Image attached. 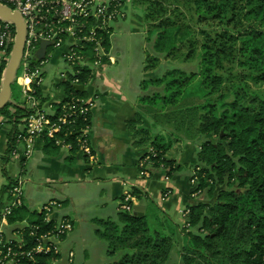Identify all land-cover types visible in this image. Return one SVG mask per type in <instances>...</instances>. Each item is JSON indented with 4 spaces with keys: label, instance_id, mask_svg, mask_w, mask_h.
Here are the masks:
<instances>
[{
    "label": "trees",
    "instance_id": "1",
    "mask_svg": "<svg viewBox=\"0 0 264 264\" xmlns=\"http://www.w3.org/2000/svg\"><path fill=\"white\" fill-rule=\"evenodd\" d=\"M191 3L198 22L212 20L214 29L217 28L215 34L202 29L200 33L204 38L194 41L188 46V53L182 55L185 60L195 58L198 70L173 67L162 76L146 78L140 84L139 97V101L157 105L160 100L159 111L169 115L175 127L195 128L192 138L199 137L196 166L209 181L200 178L196 190L201 189L200 193L203 192L209 201L200 200L187 206L183 228H195L196 232L185 230L187 244L183 253L187 258L183 263L194 264L197 262L195 256L200 255L206 264H264V97L251 89L252 84L264 83V0H192ZM146 16L152 17L150 13ZM157 27L161 29L153 41L156 53L164 54L167 59L185 53L181 50L188 42V29L169 20L160 22ZM105 44L110 50V35H105ZM196 45L198 48L193 47ZM197 49L199 52L194 56ZM156 53L146 57L145 70L157 66L160 56ZM230 65L239 70V75L231 73ZM1 72L2 69L0 76ZM76 76L87 83L91 74L85 68ZM232 76H236L238 83L229 86L228 93H225L226 82L231 81ZM72 77L70 74L68 80L61 82L67 96L86 97V92L75 89L70 81ZM34 89L42 109L47 98L43 97L40 86L34 85ZM213 95H216L214 100L208 99ZM246 97H251L250 101L256 106L243 103ZM65 101L66 98L52 103L55 109L52 118L61 111ZM33 110L26 98L25 102H20L13 92L11 102L1 110L3 123L12 125L9 152L19 131L18 124L24 123ZM91 116L92 112L89 113L90 124ZM135 121L141 122L142 116L127 121V126L135 128ZM80 126V122L71 126L73 134L60 132L54 138L44 135L46 147L61 146L55 143V139L62 138L65 142H72L71 151L77 152L75 135ZM147 138L141 137L135 142L141 146ZM146 145L154 149L151 160L155 167L168 166L170 175L180 168L175 166L174 160L166 157L170 144L163 142V136H155ZM12 182L3 188L2 195L7 193ZM132 193L137 199L142 198L140 189L134 187ZM3 205L2 201L0 208ZM36 214L40 217L33 223L40 226L39 233L52 228L53 222L45 223L43 215ZM27 216L29 211L22 206L13 211L9 222ZM118 219V222L107 219L104 228L96 231L106 240L108 254L120 251L119 261L113 264L168 263L172 238L159 230H152L147 213L139 216L120 208ZM27 241L28 247L36 244L33 238ZM52 256L56 255H39L40 264H48L46 260Z\"/></svg>",
    "mask_w": 264,
    "mask_h": 264
},
{
    "label": "crops",
    "instance_id": "2",
    "mask_svg": "<svg viewBox=\"0 0 264 264\" xmlns=\"http://www.w3.org/2000/svg\"><path fill=\"white\" fill-rule=\"evenodd\" d=\"M129 1L127 0L124 6L125 16L114 23H118L122 19L125 20L128 7L130 6L128 4ZM112 27L114 26L112 25ZM117 27L121 28L123 24L118 23ZM49 49L50 47L47 45L45 54L42 57H47L48 61L46 64L54 60L63 59L62 54L65 48L55 49V54L51 53ZM118 50L119 46L113 49L115 53ZM109 54L113 62L98 74H93L85 91L92 98L89 139L94 160L91 161L79 151L72 152L64 145L57 148L46 147V141L43 137L37 138L33 154L29 158L25 160L22 156L14 158L11 151L9 152L12 125L7 123L0 125V203L3 201L5 205L8 201V194L2 195L3 188L13 180L22 178V181H24L23 207L29 211V216L14 223H10V216L8 217L7 224L2 226L5 238L20 240L22 235H20L21 233L18 230L26 227L28 223L34 224L33 222H36L38 217H40L36 213H41L43 205L49 200H57L59 202L58 208L52 214L54 219L70 217L65 205L66 202H71V186L78 182H80L79 185H83L85 188L89 184L96 185L100 195L98 200L101 205L103 207H112L113 210L117 208L118 212L120 211V202L126 189L136 187L142 191V198L136 199L134 205L141 206L143 214L147 211V202L152 200L165 215L173 220H171L172 222L179 225L181 221L183 224L181 227L185 224L183 211L190 203L200 200L209 201L204 194L200 193L201 195L194 197L191 195L190 178L197 162L191 168L190 175L187 178L182 177L179 172L176 174L177 171L168 176L167 169L162 167L154 168L153 173L149 177H139L138 163L147 148L145 149L136 144L134 135L127 126V121L141 116L137 111L141 94L140 84L151 73H149L150 70H145V63L143 65L144 72L142 70L141 75L137 72L134 73L132 69L129 76L127 75L129 73L120 66L115 68L114 71H110L111 66L117 64L120 56L118 53H112V46H110ZM37 57L40 59L38 53ZM46 64L43 66L44 79L48 72ZM44 79L40 88L43 97L47 98L46 104L58 103L63 100L66 93L64 87L55 92L51 85L44 83ZM56 79L58 80L57 83L61 85L62 81L60 78ZM15 81L21 86L17 79ZM45 108L48 107L45 106ZM23 128L24 123L18 124V130ZM192 140L189 141L188 139L185 150H178L179 152L176 153L175 157H169L168 155L170 150L178 149V144L172 145L171 149L166 153V157L176 160L175 164L181 168L180 162L183 160L181 156H183L182 153L184 151L186 159L190 157L193 159L194 155L199 151V137H195ZM15 145L16 142L13 143V147ZM18 149L22 153L20 151L21 146ZM12 159L15 161H12ZM194 161L196 160L194 159ZM125 182L128 184L126 185ZM2 208H0V211ZM68 237L71 236L68 234L60 242L64 256H67L69 252L74 254L73 249L62 245ZM74 256L72 263L66 264H73Z\"/></svg>",
    "mask_w": 264,
    "mask_h": 264
},
{
    "label": "built area",
    "instance_id": "3",
    "mask_svg": "<svg viewBox=\"0 0 264 264\" xmlns=\"http://www.w3.org/2000/svg\"><path fill=\"white\" fill-rule=\"evenodd\" d=\"M127 0H0L4 6L12 11L19 12L26 25V40L23 57L19 66L21 74L16 79L22 86L28 106L33 112L24 119V128L15 134L16 147H12L11 153L14 158H29L33 154L37 138L55 137L56 133L64 132L65 135L73 134L71 126L81 123L80 129L76 131L75 145L78 151L91 161L94 155L89 139V113L91 112L92 98L89 96H67L61 106V111L54 116L52 104H46L39 108L40 99L34 94L35 86H40L44 79L43 66L47 63V57L38 58L37 53L43 41L49 42L48 47L53 49L65 48L62 54L63 61L70 67L69 71L60 73V80L70 79L74 87L76 85L87 86L93 74H98L109 65V50L105 44V35H112V24L125 16V3ZM16 36V27L13 21L0 16V82L3 78L5 67L9 61ZM111 58V57H110ZM113 62V59L112 61ZM90 71V78L87 83L83 82L76 74L84 69ZM18 73V72H17ZM70 97V98H68ZM48 107V108H45ZM4 121L0 119V125ZM55 143L64 145L70 150L73 149L72 142H65L62 138H56ZM21 146L22 153L18 147ZM145 157L139 160L141 178L149 177V166L153 161L151 155L154 150L146 151ZM195 185L198 176L192 178ZM201 189L195 190L193 195L200 194ZM8 201L0 211V264H40L39 255L53 253L56 256L50 257L48 264L72 263L73 252L64 256L60 242L72 229V222L69 218L52 217L53 212L58 208L57 200H49L41 209L45 223L53 222L52 228L39 233L38 224H27L19 229L20 240L5 238L3 225L7 224L8 217L13 211L24 202V191L22 178L17 179L7 190ZM124 201L121 204L126 211H133L134 197L130 192H125ZM184 210V215L187 213ZM28 238L36 241L28 247Z\"/></svg>",
    "mask_w": 264,
    "mask_h": 264
},
{
    "label": "rangeland",
    "instance_id": "4",
    "mask_svg": "<svg viewBox=\"0 0 264 264\" xmlns=\"http://www.w3.org/2000/svg\"><path fill=\"white\" fill-rule=\"evenodd\" d=\"M191 1L192 0H130L128 2L130 6L127 10V17L125 18V20L122 19L118 22L122 23L123 27L118 28V23L112 24L114 26L112 27L113 33L111 35L112 53H118L120 59L117 61V64L115 66L110 65V71H114L115 68L120 66L129 73L127 74L129 76L132 69L134 73L137 72L141 75L143 65L148 54L156 53L153 49V41L158 31L161 29L158 28L157 25L160 24V22L164 23V21L166 20H169L171 22L176 21L178 25L189 30L190 33L187 37L188 42L181 50L185 53H180L178 56L171 57L169 59L164 58V54L162 53H156L158 56H160V60L158 61L157 66L149 71L151 75L148 77L162 76L168 69H172L173 67L182 68L187 71L198 70V63L195 58L185 60L182 55L188 53V50H190L188 46L194 44V41L204 38L200 33L202 29H207L210 33L215 34L217 28L214 29L215 25H212V20L207 22H198V16L195 14L194 8H192ZM147 13L151 14L152 17L150 19L146 16ZM116 46H119V50L115 53L113 49ZM197 46L198 45L193 47L196 48ZM49 51L53 54L56 53V50L53 48H50ZM198 52L199 50L197 49L194 56H196ZM110 61H112V58L108 57L107 62L109 64L112 63ZM230 66L231 73L233 75H239V70L236 68L232 69L233 65ZM46 67L48 69V72L45 75L44 83L46 85H51L53 91L55 92L59 89L61 90L64 86L58 84V80L56 78H60L61 71H69L70 67L63 61V59L59 61H51L50 63L46 64ZM21 73V70H19L17 75H20ZM228 74L225 73V75ZM235 77L236 76H232L233 79L226 82L227 89H224L225 93H228V89L238 83V80ZM12 87V92L15 98L20 102H25L22 86H20L18 82H14L12 84ZM251 89L258 91L260 97H264V83L258 85L252 84ZM66 95L67 94L65 93L64 98L66 97ZM88 95L89 93H87V96ZM215 98L216 95H213L209 96L208 99L214 100ZM250 99L251 97H246L242 102L247 106H256V104L253 101H250ZM158 104L159 105L144 101H138L137 111L139 112V115L142 116V121H135V128H129V130L132 134H135H133L134 139L148 137L146 143L143 144L145 146H140L144 147L145 149L147 148L148 151H150V149H153V147H147L146 144L151 142L152 139H154L157 135L163 136V142L165 144H170L166 153H168L172 145L178 144V149H172L168 153L169 157H175L176 153L179 152L178 150H185L188 139L189 141H193L192 135H194L196 129L191 127L185 128L182 125L180 128L177 126L175 127L174 123L170 121V116L164 114L163 111H159L161 109L160 100ZM152 109L154 110L153 112H151ZM11 110H14V108L12 107ZM53 110L55 111V109ZM1 117L2 116L0 114V119ZM169 125L171 126V128H169ZM187 129H189V131ZM139 130L140 132L137 133V131ZM184 154L185 151L184 153H182L183 156H181L183 157V160L180 162L181 168L179 170H176L177 172H175L176 174L179 172L182 177L187 178L190 175L191 168L197 161V154L194 155L193 159H191L192 157L186 159ZM194 159L196 161H194ZM12 161L15 160L12 159ZM174 162H176V160ZM175 166L178 165L175 164ZM159 167L167 169L168 176H170V168H168V166L164 164L155 167L153 163L151 167L149 166L148 172L151 175L153 173V169ZM27 168L29 169V167ZM194 176H198L196 185L191 181ZM139 177L141 178L140 168ZM200 178H205L207 181H209V178L206 177V174L203 173L198 166H195L190 178V183L192 186L191 195H193V193L195 192ZM12 183H14V180ZM79 183L80 182L71 186V202L68 201L65 205L70 215V217L68 218L72 222V229L67 233V235L69 234V236L71 237H68L62 245L68 247L69 249H73L75 254L73 264H113L119 261L121 255L120 251L115 254H108L106 240L99 236L96 231L98 228H104V222L107 219L118 222L119 212L117 211V208H114L113 210L112 207H103L101 205L100 201L98 200L100 195L98 193L99 191L96 185L89 184V186L85 188L83 185H79ZM221 187L223 186H218V188ZM133 188H128L126 189V191L130 192L134 197V199L132 200L134 209V202L137 198L132 193ZM201 194L203 195L204 193L202 192ZM192 197H194V195ZM123 201L124 199L122 198L120 202L121 209H123L121 205ZM213 201L214 198L210 199L211 203ZM147 205L148 206H146V213L147 218L150 222V228L152 230H159L165 234H168L172 238L167 264H184L183 259L187 258L185 257V253H183V247L187 244L185 230L196 232V229H184V226L181 227V225H183L181 221L179 222L180 226L175 222H172L173 220L169 216L165 215L152 200H149L147 202ZM34 217H36V215H34ZM194 259L197 260V262L195 261L194 264H206L205 259L200 255H196Z\"/></svg>",
    "mask_w": 264,
    "mask_h": 264
},
{
    "label": "water",
    "instance_id": "5",
    "mask_svg": "<svg viewBox=\"0 0 264 264\" xmlns=\"http://www.w3.org/2000/svg\"><path fill=\"white\" fill-rule=\"evenodd\" d=\"M0 16L4 19L13 21L16 27V36L14 45L11 51L9 61L5 67L3 78L1 80L0 89V112L12 99V84L15 82L17 72L23 57V51L26 40V25L22 15L17 11H12L8 6H4L0 3ZM49 42L43 41L41 43V49L38 52L40 58L45 54L46 46ZM75 89L80 92H85L87 88L83 85H76ZM143 208L139 205H135L133 212L139 216H143Z\"/></svg>",
    "mask_w": 264,
    "mask_h": 264
}]
</instances>
